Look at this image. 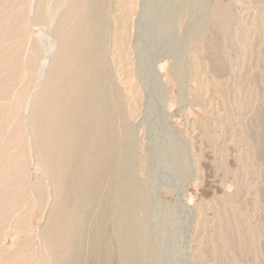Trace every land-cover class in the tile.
Instances as JSON below:
<instances>
[{"label": "rangeland", "instance_id": "1", "mask_svg": "<svg viewBox=\"0 0 264 264\" xmlns=\"http://www.w3.org/2000/svg\"><path fill=\"white\" fill-rule=\"evenodd\" d=\"M68 1L0 3L8 18L25 12L20 37L0 41V264H264V0H89L104 66L92 105L111 88L117 116L92 192L103 138H88L73 190L78 223L60 258L49 256L43 230L60 192L38 164L29 116ZM36 44L33 81L24 72Z\"/></svg>", "mask_w": 264, "mask_h": 264}, {"label": "bare ground", "instance_id": "2", "mask_svg": "<svg viewBox=\"0 0 264 264\" xmlns=\"http://www.w3.org/2000/svg\"><path fill=\"white\" fill-rule=\"evenodd\" d=\"M14 1L16 3L17 0H0V3L6 4L5 7L8 5L9 7L7 6V8H10L9 4L11 3L12 5V2ZM89 2V0H71L70 3L68 1L69 5L67 4V8L63 11V13H61L60 18L58 19L59 21H57L56 24L57 27L55 26V32L57 31L59 35L58 37H60V39H57H59L60 42L57 47L55 57L51 62L50 68L48 69L49 71H47L48 73H46V78L44 79L45 82L43 81V88L40 89L41 94L39 92L40 95L37 96V100L29 116V122L34 136V148L37 155L38 164L47 175V177L52 181L54 187L60 192L58 202L52 211L50 221L47 223L43 230L44 247L49 256L51 258H54V260L60 258V256L62 255V250L69 244L78 223V214L73 202V190L76 183L80 179V176H82L83 171L81 172V170L83 165L87 164H84V156L88 138L95 132H99L101 134V137L103 138L97 145L92 163L90 162L91 164L88 168L87 189L91 191L94 188L96 189V185L100 181L101 175L103 174H96L97 169L102 170L104 167H106V165H102L101 162L104 161L110 144L108 140L105 139L104 135H106L105 133L107 129H109V127L112 125V121H114L115 116H117L115 113L117 112V110L112 107L113 102H115L114 98L116 95L111 92V88L108 89V98L105 102H102V104H99L98 106L96 104V106H93L94 104L92 105L93 102H97L96 98H98V91H100L99 80L101 77L100 75L102 74L101 72H103L102 67L104 66H102L103 54H101L100 52L101 48L99 49V43L97 44L98 40L96 42V35L94 34L95 36H93V33L95 32L93 28L99 26L100 23L97 20L100 19H94V15L92 14L94 11L90 12L93 15L94 22L96 20V22H98L99 24L95 23L97 25H93L92 23H89L90 21L88 19L90 16L88 15L90 13H86V10L88 9L87 4H89ZM20 3L23 2H21L20 0ZM17 4H19V0L15 5L18 6ZM12 8H15V6H13ZM26 8H28V5L26 6ZM85 8L87 9L85 10ZM2 9L0 10L3 11L4 14L0 15V26H3H1L0 28V41L5 38H9L10 41V36L18 31L20 25L21 29L25 28L23 22V24H20V21H22L21 15H23L25 12L22 11V8H19L22 9L21 11L23 14L18 13L20 14V16L18 14L17 15L21 19L18 18V20H14V18H8L9 12L7 11L11 9H7L6 11L4 7ZM43 9L44 7L39 11L37 9V15L35 13V18L37 17V20L41 18ZM95 10L97 9L95 8ZM19 11L20 10H18L17 12ZM217 11L218 10H216V12ZM98 12L102 13L101 10H98L94 14L97 15ZM5 13H7V15ZM12 14L16 17L15 12H12L11 15ZM23 19L25 20V17ZM5 20L6 22L4 23ZM90 20H92V17ZM91 24L93 25V27L91 26ZM103 28H105V26ZM98 29L100 28L98 27ZM20 31L21 33L19 32V34L21 35L22 30ZM121 33L119 32L115 37V51H117V54H119L120 49H122ZM16 34V37H20L18 33ZM15 41L16 40L12 41L11 43L13 44ZM14 45L16 44L14 43ZM18 45H16V47ZM8 46L4 47L7 49L9 48ZM14 48L15 46L13 47V50L11 49L12 52L15 51ZM31 48L32 49L27 56V63L25 62V65L27 67V69L25 70L26 73L24 72V76H26V74H29L28 76H30V78L32 77L31 75H33V72L38 71V69L36 70V68L39 67V65L37 67L36 65L38 64V61H40L38 59L39 55H41V50L39 46H37V44L36 46H33ZM11 51L9 49V54L12 53ZM17 56L21 57L18 54ZM17 56L15 55V59L12 58V60L14 59L12 61V63H14V66L19 62L18 60V62L16 61V58L19 59V57ZM118 58H120V56ZM41 61L43 62V60ZM11 67L12 66H10V68ZM34 74L35 75L33 76L35 77L36 73ZM11 78L8 79H14ZM6 79H3V82L8 81ZM34 79L33 81H35ZM5 85L6 83L4 84V86ZM26 85L28 86V91L30 85ZM23 89V91L21 90L22 94L26 92L25 87H23ZM4 94L2 95L3 97ZM6 95L8 94L6 93ZM95 115L99 118L97 126H93V119ZM112 128L111 130H113ZM43 190L44 189L42 182L37 181L35 184V191L38 195L39 202L42 200V197L44 195Z\"/></svg>", "mask_w": 264, "mask_h": 264}]
</instances>
